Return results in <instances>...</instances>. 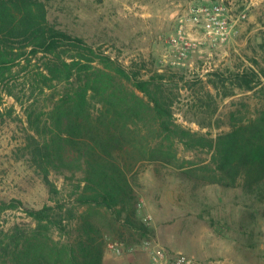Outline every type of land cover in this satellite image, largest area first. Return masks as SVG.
Listing matches in <instances>:
<instances>
[{
	"label": "rangeland",
	"instance_id": "rangeland-1",
	"mask_svg": "<svg viewBox=\"0 0 264 264\" xmlns=\"http://www.w3.org/2000/svg\"><path fill=\"white\" fill-rule=\"evenodd\" d=\"M41 1L51 24L101 47L142 77L173 75L168 93L175 122L184 128L216 137L234 117L248 119L262 106L264 86L236 87L232 74L264 68V0ZM8 76L19 99L0 83V199L40 208L54 198L35 152L47 139L62 90L42 92L20 68ZM166 143L158 159L139 161L130 173L139 215L155 237L131 246L108 237L103 264H148L150 248L158 245L203 262L264 264V172L249 185L210 183L192 170L208 164L211 151L187 149L175 139ZM50 177L61 196L73 190L75 180L54 170ZM0 222L25 228L30 219L22 208H6Z\"/></svg>",
	"mask_w": 264,
	"mask_h": 264
},
{
	"label": "trees",
	"instance_id": "trees-1",
	"mask_svg": "<svg viewBox=\"0 0 264 264\" xmlns=\"http://www.w3.org/2000/svg\"><path fill=\"white\" fill-rule=\"evenodd\" d=\"M17 68L42 92L62 90L47 139L35 152L54 202L31 208L18 198L0 199V211L22 208L30 219L25 228L0 222V264H103L108 237L127 246L153 239L154 228L139 215L130 173L139 161L158 159L168 139L211 151L209 163L192 170L210 183L249 185L264 172V98L253 116L234 117L216 137L184 128L175 122L168 93L173 75L142 77L101 47L51 24L41 0H0V83L19 99L8 76ZM263 73L241 69L232 82L254 90L264 86ZM52 170L75 180L66 197L52 182Z\"/></svg>",
	"mask_w": 264,
	"mask_h": 264
},
{
	"label": "built area",
	"instance_id": "built-area-1",
	"mask_svg": "<svg viewBox=\"0 0 264 264\" xmlns=\"http://www.w3.org/2000/svg\"><path fill=\"white\" fill-rule=\"evenodd\" d=\"M109 247L112 248L114 245L109 244ZM149 254L148 264H217L213 261L203 262L187 253L170 250L159 245L150 248Z\"/></svg>",
	"mask_w": 264,
	"mask_h": 264
}]
</instances>
